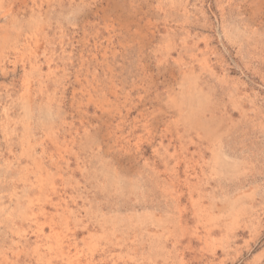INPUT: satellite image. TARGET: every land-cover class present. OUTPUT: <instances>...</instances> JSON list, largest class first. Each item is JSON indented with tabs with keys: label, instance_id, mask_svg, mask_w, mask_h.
Instances as JSON below:
<instances>
[{
	"label": "rangeland",
	"instance_id": "rangeland-1",
	"mask_svg": "<svg viewBox=\"0 0 264 264\" xmlns=\"http://www.w3.org/2000/svg\"><path fill=\"white\" fill-rule=\"evenodd\" d=\"M0 264H264V0H0Z\"/></svg>",
	"mask_w": 264,
	"mask_h": 264
}]
</instances>
